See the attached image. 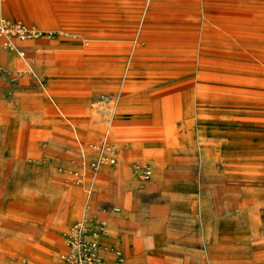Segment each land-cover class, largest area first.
I'll use <instances>...</instances> for the list:
<instances>
[{
	"label": "rangeland",
	"instance_id": "obj_1",
	"mask_svg": "<svg viewBox=\"0 0 264 264\" xmlns=\"http://www.w3.org/2000/svg\"><path fill=\"white\" fill-rule=\"evenodd\" d=\"M0 16L36 32L0 37V264H57L76 222L111 220L100 256L119 247L123 264H264V0H0ZM102 38L135 75L63 54ZM110 107L144 116L98 124Z\"/></svg>",
	"mask_w": 264,
	"mask_h": 264
},
{
	"label": "crops",
	"instance_id": "obj_2",
	"mask_svg": "<svg viewBox=\"0 0 264 264\" xmlns=\"http://www.w3.org/2000/svg\"><path fill=\"white\" fill-rule=\"evenodd\" d=\"M65 33H68V32H65ZM2 37V36H0ZM121 39V38H120ZM112 40H115L114 38H104L102 39L103 42H100V43H93L92 45H88V46H82L81 49H79L78 51H76L75 53H71V52H64L63 54L68 57V58H71V59H80V58H86L87 60L88 59H93V60H97L98 62L100 63H107L108 65L109 64H112L113 66H117V68H119V71L120 73H123V74H128V76H133L136 74V72L134 71V66L132 65V62H129L131 61V58L128 60L127 63H123V65H118V64H115L116 62L120 61V60H124V59H119L117 57H120V54H122V46L121 44L116 46V42L112 41ZM118 41V39H117ZM120 41V40H119ZM48 41H45L43 42V46L47 49L49 46H51V44L47 43ZM47 43V44H46ZM123 45L124 42H122ZM131 42H128V45L130 44ZM20 47L22 48H26L27 50H31L32 49V46L33 43L32 42H21L18 44ZM26 46V47H25ZM30 46V48H29ZM28 47V48H27ZM135 49V48H134ZM141 48H138L136 50H139ZM135 50V51H136ZM16 54H17V57L16 59H10L8 60V62L12 65L14 64H17V60L20 59L18 57L22 56L21 58H25L23 57V54L24 52H22L21 50H19L18 48H16ZM44 56V55H43ZM41 56V58H43L45 61H47L48 59V56ZM38 59V58H37ZM174 59V60H173ZM166 60H169V61H178L177 59L173 58V57H167ZM109 68V67H107ZM126 68V69H125ZM28 71H33V67L30 65H28V67L26 68ZM85 69H91V70H94V68L90 65V66H87ZM177 69V68H175ZM183 70V69H182ZM71 71H74V70H71ZM76 71L78 70H75V73ZM55 74L54 76H51L50 78L48 79H44L42 77V79H44L46 82H53L55 79V76H57V72L54 70ZM69 74V73H68ZM72 74V73H70ZM38 77V76H37ZM134 91V90H133ZM140 94H132L128 97V99L130 101H138V100H141L140 98ZM45 100H48L50 102H53V103H56L57 100L56 99H60V97H53L51 95H48V96H45L44 97ZM21 103H18V102H11V105L9 107L10 111L8 112H11V113H16L18 115V108H19V105ZM30 103H28L29 105ZM33 104V103H32ZM7 111V110H5ZM109 113H112L113 114V123H117V124H123V125H128V124H132L134 122V119L133 118H138V117H141V116H144V115H140V114H132V115H128L127 117H125L124 115H121L115 108L113 107H110L107 109V111H104V110H99V111H96L94 113V118H96L97 120V123L98 124H105V123H108V114ZM97 115L99 117H97ZM120 115V116H119ZM19 116V115H18ZM52 118H44V117H39V116H35V115H28L27 119L25 122L23 121H20V118H19V122L20 123H25V124H46V123H49L51 122ZM48 121V122H47ZM72 124H77L76 122H70V125ZM70 133L71 130L69 129ZM84 131V130H83ZM77 136H83L84 137V134L82 133V131L80 133L77 134ZM117 144L119 146H121V142H117ZM146 147V146H145ZM140 157H143V158H150V157H154L155 156V152H152V153H147L146 149H142L140 151ZM100 163L102 164V160H100ZM102 166H104V171L107 173L110 171V168L107 167V165L105 164H102ZM125 173H127L128 171H126V169H124ZM115 210H120L118 207H115L114 208ZM120 213V212H119ZM109 223V226H108V229H107V225H106V228H105V231L104 233L102 234V236L100 237V243L102 245V247H105V244L103 243V236L104 234L106 233L107 230H109L111 233H109L110 235L108 236V241H114V236L116 235H119L120 234L118 233L117 231V225L115 223L114 220H111ZM150 226H153V224H149ZM107 229V230H106ZM144 243H145V250H147L151 245H152V237L149 235V234H145L143 236V238L141 239ZM127 242H131V244H133L134 240L133 238L129 237ZM106 248V247H105ZM105 248H102L101 249V252H103L105 254V252H109L108 250H106ZM111 253V252H110ZM129 256H127V260H126V263H129L133 261L138 263L139 262V258L138 257L139 255H134L133 253H129L128 254ZM104 259H111L112 260V257L111 258H106L104 256H102ZM209 259V258H208ZM202 262L204 261L203 259L201 260ZM58 262V260H57Z\"/></svg>",
	"mask_w": 264,
	"mask_h": 264
},
{
	"label": "built area",
	"instance_id": "obj_3",
	"mask_svg": "<svg viewBox=\"0 0 264 264\" xmlns=\"http://www.w3.org/2000/svg\"><path fill=\"white\" fill-rule=\"evenodd\" d=\"M31 35H33V29L22 19L15 18L9 21L0 16V36L4 38L3 43L7 47L12 48L14 37L23 40L30 38ZM109 161L114 162V158L110 157ZM91 165L95 166V162L92 161ZM148 176L149 169L145 168L143 177ZM99 232L89 224L82 221L76 222L67 235L66 250L60 254L57 264H105L103 257L98 252L100 247ZM23 264L33 263L24 261ZM113 264H117L116 258Z\"/></svg>",
	"mask_w": 264,
	"mask_h": 264
},
{
	"label": "bare ground",
	"instance_id": "obj_4",
	"mask_svg": "<svg viewBox=\"0 0 264 264\" xmlns=\"http://www.w3.org/2000/svg\"><path fill=\"white\" fill-rule=\"evenodd\" d=\"M83 19V18H82ZM199 19V18H198ZM216 23V22H215ZM112 25V24H111ZM182 26V25H181ZM201 26H202V24H201ZM224 28V27H223ZM36 35V32H35V30L33 29V35H31V36H35ZM89 35V34H88ZM92 35V34H91ZM91 35L89 36L90 38H91ZM94 35V34H93ZM96 35V34H95ZM30 36V37H31ZM98 39V38H97ZM102 39H104V38H102ZM157 40V39H156ZM183 40V39H182ZM102 41V40H101ZM138 41V40H137ZM148 43V42H147ZM146 45V44H145ZM149 45V44H148ZM220 45V44H219ZM226 46V45H225ZM135 47V46H134ZM191 53V52H190ZM174 60V59H173ZM221 61V60H220ZM17 62H18V60H17ZM166 63H171V62H175V63H179V61H169V60H166L165 61ZM180 62H182V63H184L183 61H180ZM198 62V61H197ZM230 62V61H229ZM185 64V70L186 71H191V70H189L190 68L191 69H193V66H192V64H188V63H184ZM232 64V63H231ZM241 64V63H240ZM239 64V65H240ZM244 64V63H243ZM246 64V63H245ZM30 65V64H29ZM205 65V64H204ZM242 65V64H241ZM253 65H255V64H253ZM245 66H247V65H245ZM250 66V65H249ZM251 67V66H250ZM178 68V67H177ZM181 68V67H180ZM252 68H254V67H252ZM126 69V68H125ZM34 70V69H33ZM259 71H261V70H259ZM120 116V115H119ZM122 129V128H121ZM116 130H118V129H116ZM125 172V171H124ZM149 174H150V170H149ZM247 202V201H246ZM105 228H106V226H104L103 228H102V230L99 232V235H98V243L100 244V247H99V250H98V252H99V254L101 253V249L102 248H105V247H102V245H101V243H100V237L102 236V234L104 233V231H105ZM72 229V228H71ZM109 233H111L110 231H108L107 233H106V241H108L109 239H108V236L110 235ZM131 243V242H130ZM133 244H135V241L133 242ZM109 250L111 251V253H112V260L114 261L115 260V258H116V262H117V264H123V262H124V260H125V256H124V254H123V251H122V249H120L119 247H110L109 248ZM105 260V259H104ZM134 263H136V262H134L133 261V263L132 262H130V264H134ZM129 264V263H128Z\"/></svg>",
	"mask_w": 264,
	"mask_h": 264
}]
</instances>
